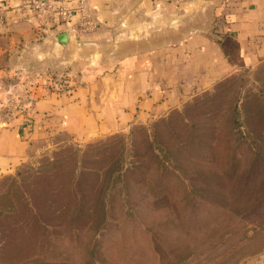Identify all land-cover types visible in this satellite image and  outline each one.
Segmentation results:
<instances>
[{"label":"rangeland","instance_id":"1","mask_svg":"<svg viewBox=\"0 0 264 264\" xmlns=\"http://www.w3.org/2000/svg\"><path fill=\"white\" fill-rule=\"evenodd\" d=\"M51 141L0 177V264H264V60L149 124Z\"/></svg>","mask_w":264,"mask_h":264},{"label":"crops","instance_id":"2","mask_svg":"<svg viewBox=\"0 0 264 264\" xmlns=\"http://www.w3.org/2000/svg\"><path fill=\"white\" fill-rule=\"evenodd\" d=\"M29 1L0 0V177L56 135L149 124L264 60V0H86L87 29L79 0L66 20Z\"/></svg>","mask_w":264,"mask_h":264},{"label":"built area","instance_id":"3","mask_svg":"<svg viewBox=\"0 0 264 264\" xmlns=\"http://www.w3.org/2000/svg\"><path fill=\"white\" fill-rule=\"evenodd\" d=\"M62 0H30L27 6L38 14H46L49 12L57 13L60 17L66 20L71 15V9L67 6L60 5ZM79 14V23L83 29L92 26V18L86 9V0H79L77 7L74 9Z\"/></svg>","mask_w":264,"mask_h":264},{"label":"trees","instance_id":"4","mask_svg":"<svg viewBox=\"0 0 264 264\" xmlns=\"http://www.w3.org/2000/svg\"><path fill=\"white\" fill-rule=\"evenodd\" d=\"M223 21H224V20H223L222 18H220V16H218L217 19H216L215 25H214V30L217 31V29L219 28V27H218L219 24H220L221 22H223ZM165 120H166V119H162L161 122H164ZM158 124H159V123H158ZM158 124L156 123V124L154 125L153 132H152L151 136H154V137L157 136L158 133L155 131V126H157Z\"/></svg>","mask_w":264,"mask_h":264},{"label":"water","instance_id":"5","mask_svg":"<svg viewBox=\"0 0 264 264\" xmlns=\"http://www.w3.org/2000/svg\"><path fill=\"white\" fill-rule=\"evenodd\" d=\"M64 37H66V35H65V36H63L62 38H64ZM61 41L63 42L64 40H63V39H61Z\"/></svg>","mask_w":264,"mask_h":264}]
</instances>
